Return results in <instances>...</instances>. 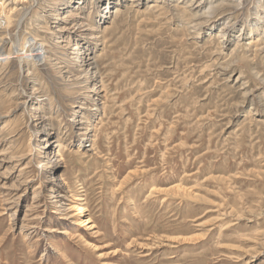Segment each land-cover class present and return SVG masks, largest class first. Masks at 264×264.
I'll return each instance as SVG.
<instances>
[{
    "label": "rangeland",
    "instance_id": "rangeland-1",
    "mask_svg": "<svg viewBox=\"0 0 264 264\" xmlns=\"http://www.w3.org/2000/svg\"><path fill=\"white\" fill-rule=\"evenodd\" d=\"M2 2L0 264H264V0Z\"/></svg>",
    "mask_w": 264,
    "mask_h": 264
},
{
    "label": "bare ground",
    "instance_id": "bare-ground-1",
    "mask_svg": "<svg viewBox=\"0 0 264 264\" xmlns=\"http://www.w3.org/2000/svg\"><path fill=\"white\" fill-rule=\"evenodd\" d=\"M3 4H5L4 2H2L1 3V9H3ZM33 6V5H32ZM213 8V7H212ZM30 10V8H27L25 11H24V14H23V17H25L27 14H29V12L31 11H29ZM210 11V10H209ZM206 13V12H205ZM202 16V15H201ZM1 20V19H0ZM28 34V33H27ZM24 36V35H23ZM6 38V37H5ZM26 38H28V37H26ZM3 39V38H2ZM25 38L23 37V40H24ZM3 40H5V39H3ZM23 40H22V42H23ZM29 40V39H28ZM1 41V40H0ZM30 42H31V40H29ZM34 42H36V41H34ZM18 44V43H17ZM31 44V43H30ZM40 44V43H39ZM16 45V44H15ZM17 46V45H16ZM20 47V46H19ZM26 47L27 46H25V43H24V45L21 47V48H15L16 50L13 52L14 53V55L15 54H17V56L19 57V59L20 60H23V59H25V57H27V56H38V57H40V59H42V58H44L45 57V51H44V49H43V46L42 45H38V47H34L33 49H31V50H27L26 49ZM45 47V46H44ZM3 51V50H2ZM28 51L30 52V53H28ZM11 52H9V54L8 53H4V52H1L0 51V60H5V59H7V58H9V55H11L10 54ZM13 56V55H12ZM11 57V56H10ZM15 57V56H14ZM30 57V58H31ZM29 58V59H30ZM36 59V58H35ZM79 201V200H78ZM75 207H76V209L75 210H77V213L78 214H80V215H83V213L87 210V208L86 207H83V206H76V205H74ZM72 208H74V207H72ZM77 224L80 226V227H82V228H85V227H87V228H90V227H92L93 226V224H92V222H91V220L90 219H88V218H85V219H79V221L77 222Z\"/></svg>",
    "mask_w": 264,
    "mask_h": 264
}]
</instances>
